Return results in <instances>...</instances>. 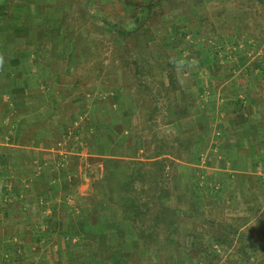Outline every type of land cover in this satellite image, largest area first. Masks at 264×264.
<instances>
[{
	"label": "rangeland",
	"instance_id": "rangeland-1",
	"mask_svg": "<svg viewBox=\"0 0 264 264\" xmlns=\"http://www.w3.org/2000/svg\"><path fill=\"white\" fill-rule=\"evenodd\" d=\"M7 41V50H25L45 70L54 69L84 118L93 105L105 126L116 120L106 138L127 156L119 161L118 193L101 192L99 217L86 219L107 227L97 240L119 244L106 249L119 264H214L253 255L264 264V247L255 242L264 241L263 228L248 225L244 237L234 231L243 219L229 225L183 193L188 185L179 160L195 162L194 137L181 143L165 115L166 102H177L183 90L182 71L198 64L201 48L222 53L219 81L245 80L249 68L264 81L256 66H264V0H0V44ZM174 101L178 116L182 105ZM105 209L112 215L102 214ZM257 229L262 239L252 237Z\"/></svg>",
	"mask_w": 264,
	"mask_h": 264
},
{
	"label": "crops",
	"instance_id": "crops-1",
	"mask_svg": "<svg viewBox=\"0 0 264 264\" xmlns=\"http://www.w3.org/2000/svg\"><path fill=\"white\" fill-rule=\"evenodd\" d=\"M8 42L0 44L6 46L0 47V264H119L107 251L119 244L98 241L107 228L86 219L99 217L101 192L118 193L119 161L127 156L106 138L116 120L107 129L93 105L84 118L57 72L25 50H7ZM210 49L201 48L198 64L182 71L183 90L177 102H166L165 115L181 143L194 137L195 162L179 160L189 190L183 193L212 207L221 221L243 219L229 225H240L234 231L245 237L248 225L264 229V81L251 68L245 80L219 81L220 62ZM172 101L182 105L178 116ZM257 231L252 237L262 239ZM214 262L255 264L256 257Z\"/></svg>",
	"mask_w": 264,
	"mask_h": 264
},
{
	"label": "trees",
	"instance_id": "trees-1",
	"mask_svg": "<svg viewBox=\"0 0 264 264\" xmlns=\"http://www.w3.org/2000/svg\"><path fill=\"white\" fill-rule=\"evenodd\" d=\"M107 23H109L110 25H112V26H114V27H116L118 30H119V32H126V29L120 24V23H113V22H111L110 20H107V19H104ZM222 48V47H221ZM220 48V49H221ZM210 51H212V54H213V57H215V59L217 58V60H219V56H221L222 55V53L221 52H218L219 51V49L218 48H216V50H214L213 49V47L211 46V49H210ZM227 55V54H226ZM241 57V56H240ZM243 58V57H242ZM242 63H244V60H242ZM257 67H259L260 69H261V71L259 72V74H261V75H263V69H264V66H258V64L256 65ZM257 77H258V75H256ZM108 227H112V228H114L115 227V225H109ZM105 228H107V227H105ZM104 232H106V231H104Z\"/></svg>",
	"mask_w": 264,
	"mask_h": 264
}]
</instances>
